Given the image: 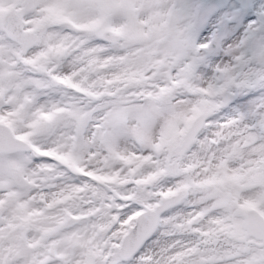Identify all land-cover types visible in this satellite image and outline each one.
Returning a JSON list of instances; mask_svg holds the SVG:
<instances>
[{
    "label": "snow or ice",
    "instance_id": "snow-or-ice-1",
    "mask_svg": "<svg viewBox=\"0 0 264 264\" xmlns=\"http://www.w3.org/2000/svg\"><path fill=\"white\" fill-rule=\"evenodd\" d=\"M0 264H264V0H0Z\"/></svg>",
    "mask_w": 264,
    "mask_h": 264
}]
</instances>
